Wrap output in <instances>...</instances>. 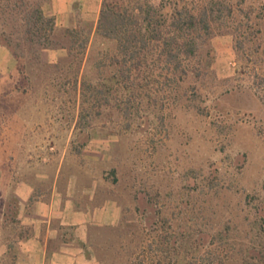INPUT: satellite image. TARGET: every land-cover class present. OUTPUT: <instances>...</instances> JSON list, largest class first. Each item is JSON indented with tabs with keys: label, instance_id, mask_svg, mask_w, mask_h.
<instances>
[{
	"label": "rangeland",
	"instance_id": "1",
	"mask_svg": "<svg viewBox=\"0 0 264 264\" xmlns=\"http://www.w3.org/2000/svg\"><path fill=\"white\" fill-rule=\"evenodd\" d=\"M245 2L264 18V0ZM96 23L78 17L75 27H59L77 33L54 35L60 44L48 49L56 59H25L22 71L0 44V168L60 159L65 167L105 168L122 212L93 241L101 264H130L128 243L161 234L190 247L189 264H264V21L245 29V59H238L231 32L217 29L206 74L149 97L139 88L130 100L112 92L88 109L80 128L74 72L114 46ZM139 254L137 247L133 256ZM11 257L1 253L0 264H12Z\"/></svg>",
	"mask_w": 264,
	"mask_h": 264
},
{
	"label": "trees",
	"instance_id": "2",
	"mask_svg": "<svg viewBox=\"0 0 264 264\" xmlns=\"http://www.w3.org/2000/svg\"><path fill=\"white\" fill-rule=\"evenodd\" d=\"M43 3L0 0V44L11 52L20 71L25 68L23 60L40 63L42 49L60 44L54 35L72 39L77 33L59 28L54 17L44 13ZM245 4V0H101L96 32L114 46L100 52L87 69L74 72L73 82L81 99L78 126L84 128L88 109L108 102L112 92L130 100L139 88L149 97L153 89H175L206 74L214 58L209 42L217 29L231 32L238 59H245L250 45L245 29L264 21L253 16ZM238 68L245 73L243 64ZM125 109L129 108L120 110ZM182 241L175 235L161 234L132 248L128 243L123 253L130 264H189L190 247L177 246ZM137 247L140 256H133Z\"/></svg>",
	"mask_w": 264,
	"mask_h": 264
},
{
	"label": "crops",
	"instance_id": "3",
	"mask_svg": "<svg viewBox=\"0 0 264 264\" xmlns=\"http://www.w3.org/2000/svg\"><path fill=\"white\" fill-rule=\"evenodd\" d=\"M100 5L44 0L43 10L58 27H75L78 17L96 23ZM53 51L42 49L40 58L54 61ZM121 212L105 168L65 167L62 159L40 168H0V254H12V264H101L93 241Z\"/></svg>",
	"mask_w": 264,
	"mask_h": 264
}]
</instances>
